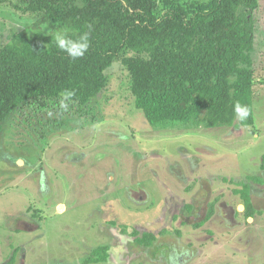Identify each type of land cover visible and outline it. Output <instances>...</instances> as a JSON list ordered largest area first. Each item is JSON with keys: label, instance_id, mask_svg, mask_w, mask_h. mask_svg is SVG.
<instances>
[{"label": "rangeland", "instance_id": "1", "mask_svg": "<svg viewBox=\"0 0 264 264\" xmlns=\"http://www.w3.org/2000/svg\"><path fill=\"white\" fill-rule=\"evenodd\" d=\"M6 3L0 45L32 22ZM254 17L251 125L153 127L134 105L128 49L87 104H28L9 117L0 264H169L170 255L176 264L264 263V0ZM245 183L248 215L234 191ZM99 246L105 259L86 262Z\"/></svg>", "mask_w": 264, "mask_h": 264}, {"label": "trees", "instance_id": "2", "mask_svg": "<svg viewBox=\"0 0 264 264\" xmlns=\"http://www.w3.org/2000/svg\"><path fill=\"white\" fill-rule=\"evenodd\" d=\"M259 1L0 0L32 20L0 45V132L23 105L44 110L52 101L87 104L105 87L106 69L127 49L133 54L122 63L134 105L153 127L251 125ZM59 28L70 29L74 39L90 32L83 57L71 59L45 34ZM66 92L73 93L70 99ZM237 102L251 109L246 121L236 118ZM234 191L246 215L252 213L249 185ZM133 236L140 244L151 242ZM105 248H95L86 262L103 261Z\"/></svg>", "mask_w": 264, "mask_h": 264}, {"label": "clouds", "instance_id": "3", "mask_svg": "<svg viewBox=\"0 0 264 264\" xmlns=\"http://www.w3.org/2000/svg\"><path fill=\"white\" fill-rule=\"evenodd\" d=\"M70 29L68 28H59L54 32L51 33H45L50 34L54 41L55 45L58 49L61 51L67 53V55L73 59L76 60L78 58H81L85 55V53L89 50L90 47V32L85 31L77 38H72V36L69 35ZM73 95L72 92H66L64 93L65 99H70ZM66 103H61L62 108H67ZM234 112L236 115V118L243 122L246 121L250 115L251 109L247 105H242L239 102H237L234 105ZM169 264H176V256L170 255L168 257Z\"/></svg>", "mask_w": 264, "mask_h": 264}]
</instances>
